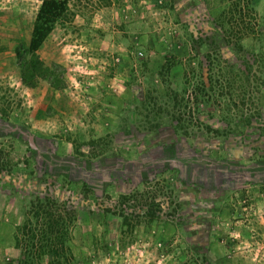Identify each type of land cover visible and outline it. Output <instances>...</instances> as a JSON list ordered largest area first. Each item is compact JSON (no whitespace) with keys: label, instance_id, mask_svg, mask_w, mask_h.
Instances as JSON below:
<instances>
[{"label":"rangeland","instance_id":"obj_1","mask_svg":"<svg viewBox=\"0 0 264 264\" xmlns=\"http://www.w3.org/2000/svg\"><path fill=\"white\" fill-rule=\"evenodd\" d=\"M238 1L68 0L23 67L40 0H0V264H264V0Z\"/></svg>","mask_w":264,"mask_h":264},{"label":"trees","instance_id":"obj_2","mask_svg":"<svg viewBox=\"0 0 264 264\" xmlns=\"http://www.w3.org/2000/svg\"><path fill=\"white\" fill-rule=\"evenodd\" d=\"M229 1L230 6H237L239 4L238 0ZM68 8V0H40L32 22L29 40L26 47L19 53L23 67L38 62V60L34 58V55L57 22L66 16ZM26 54L30 55L28 61H24ZM140 58L144 60L143 57ZM41 201L42 202L36 205V210L34 211L35 214H38L43 219V225L46 223V228L41 232L39 247L43 254L51 256L49 259L50 263L60 262L58 256L60 255L59 251L62 250L63 245L57 241L61 240L63 234L68 230L67 227L69 224L65 221L68 212L63 211V208L61 209L55 206V204L52 206L44 198H42Z\"/></svg>","mask_w":264,"mask_h":264},{"label":"water","instance_id":"obj_3","mask_svg":"<svg viewBox=\"0 0 264 264\" xmlns=\"http://www.w3.org/2000/svg\"><path fill=\"white\" fill-rule=\"evenodd\" d=\"M30 139H31V137H30Z\"/></svg>","mask_w":264,"mask_h":264}]
</instances>
